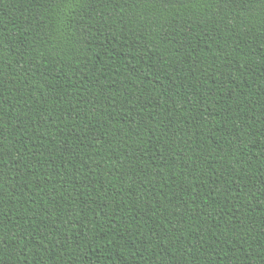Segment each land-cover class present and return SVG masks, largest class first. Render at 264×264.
<instances>
[{"label": "trees", "instance_id": "16d2710c", "mask_svg": "<svg viewBox=\"0 0 264 264\" xmlns=\"http://www.w3.org/2000/svg\"><path fill=\"white\" fill-rule=\"evenodd\" d=\"M0 264H264V0H0Z\"/></svg>", "mask_w": 264, "mask_h": 264}]
</instances>
